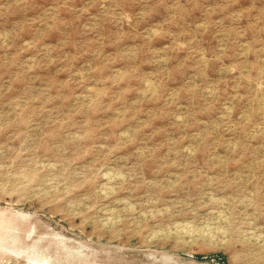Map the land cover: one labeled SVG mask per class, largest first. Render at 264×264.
I'll return each instance as SVG.
<instances>
[{
  "label": "rangeland",
  "instance_id": "obj_1",
  "mask_svg": "<svg viewBox=\"0 0 264 264\" xmlns=\"http://www.w3.org/2000/svg\"><path fill=\"white\" fill-rule=\"evenodd\" d=\"M0 264H264V0H0Z\"/></svg>",
  "mask_w": 264,
  "mask_h": 264
}]
</instances>
